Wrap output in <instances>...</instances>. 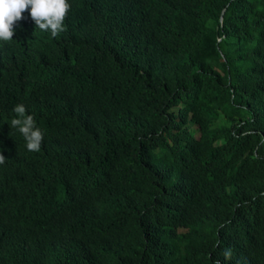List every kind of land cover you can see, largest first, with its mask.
Segmentation results:
<instances>
[{
	"label": "trees",
	"instance_id": "obj_1",
	"mask_svg": "<svg viewBox=\"0 0 264 264\" xmlns=\"http://www.w3.org/2000/svg\"><path fill=\"white\" fill-rule=\"evenodd\" d=\"M68 1L48 56L0 72V264L43 217L66 264H264V0Z\"/></svg>",
	"mask_w": 264,
	"mask_h": 264
},
{
	"label": "clouds",
	"instance_id": "obj_2",
	"mask_svg": "<svg viewBox=\"0 0 264 264\" xmlns=\"http://www.w3.org/2000/svg\"><path fill=\"white\" fill-rule=\"evenodd\" d=\"M75 11L68 0H0V72H15L18 76L21 74L18 68L26 67L29 62L45 59L49 52L46 41L54 43L52 38L60 39L65 35L69 23L78 19ZM13 111L17 116L11 120L10 127L17 128L24 137L27 150L40 151L44 134L36 127L34 117L26 114L27 109L22 104L16 105ZM166 116L168 117L167 114ZM66 117L69 119L68 115ZM70 122L72 124L71 120ZM5 163L6 156L0 146V175ZM3 213L0 207V216ZM45 220L47 219L43 217L35 224V236L29 243L32 245L33 255H14L11 264H33L35 256L38 264H66L67 254L74 250L67 247L63 233L56 230L59 225L55 228L48 227ZM48 228L53 231V235L39 239L41 231ZM0 239L7 240L1 227ZM87 246L89 253L83 254L79 264H85L91 258L92 250L90 245ZM223 255L230 258L231 250L226 249Z\"/></svg>",
	"mask_w": 264,
	"mask_h": 264
}]
</instances>
